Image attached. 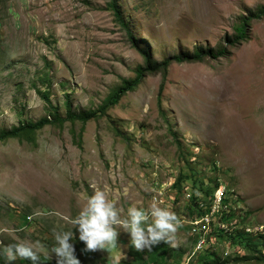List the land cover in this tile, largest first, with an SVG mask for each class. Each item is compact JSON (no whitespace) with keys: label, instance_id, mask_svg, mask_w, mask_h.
<instances>
[{"label":"rangeland","instance_id":"1","mask_svg":"<svg viewBox=\"0 0 264 264\" xmlns=\"http://www.w3.org/2000/svg\"><path fill=\"white\" fill-rule=\"evenodd\" d=\"M107 3L0 0V130L18 121L51 119L38 91H47L50 105L64 116L67 100L74 112L96 110L122 79L135 76L142 58ZM118 5L137 44L157 61L195 46H220L244 17L247 38L218 60L170 63L159 97L161 74L145 76L106 115L83 125L78 145L72 135L82 126L78 120L44 126L34 143L0 142V228L17 230L0 231V245L16 237L39 241V255L55 262L53 231L71 229L80 264H201L205 253L213 254L212 264H264L240 260L244 250L230 248L216 233L238 221L239 231L263 234L264 242V12L253 16L264 11V0H118ZM185 159L208 185L220 183L210 210L200 217L187 208L183 192L190 193V183L181 192L171 187L180 170L188 172ZM98 187L107 188L117 207L155 201L176 213L181 223L174 242L156 245L175 252L160 258L150 249L136 251L117 226L114 249L82 253L75 228L63 217L75 216L83 196ZM125 187L126 194L120 191ZM224 190L233 216L226 212L221 218ZM41 211L58 214H36ZM193 236L199 239L192 247Z\"/></svg>","mask_w":264,"mask_h":264},{"label":"trees","instance_id":"2","mask_svg":"<svg viewBox=\"0 0 264 264\" xmlns=\"http://www.w3.org/2000/svg\"><path fill=\"white\" fill-rule=\"evenodd\" d=\"M107 8L112 12L114 20L119 24V26L126 32L128 39L131 43V46L137 50L139 55L142 58V65L138 66L135 69V76L131 79H122L121 83L118 86H115L108 96L104 99L103 104L98 107L96 110H85L80 112H74L69 108L68 100L65 103V113L64 116L59 115L55 107H52L49 102V96L47 91H38L40 97L48 103L49 115L51 119L42 117L37 121H18L16 126H13L9 129L0 130V142L6 141L8 139H17L19 141H26L30 143L35 142L36 133L41 130L46 125H55L57 127H62L65 122L73 123L74 121H80L82 126L78 134H72L73 138L77 135V140L74 142L78 145L81 142V132L83 131V125L91 119H98L101 116L106 115L108 108L116 105L118 101L127 93L134 91L137 86L142 82L145 76L153 74H161L162 82L159 86L158 97L161 95L163 82L165 79V74L167 67L170 63H181V62H200L205 59L218 60L226 57L230 53V48L236 46L241 41L247 38L246 35V26L249 19L244 17L239 25L234 27V34L232 36H226L222 44L218 47H203L195 46L191 51H183L178 54L169 56L168 58L157 61L144 47H140L137 44L136 39L133 37L128 23L124 21L121 10L118 5V0H108ZM264 11L261 9L258 13L253 16L258 17L260 13ZM42 83L47 81L46 77L40 79ZM114 126V133L117 136L121 137L120 131L117 126ZM172 136L175 139V133L172 132ZM176 140V139H175ZM191 162L188 159L184 160V165L187 166V171L180 170L177 176L175 177L174 182L171 187L174 188L177 192H181V186L185 183H190V199L187 208L195 210L196 217L202 216L206 211V208H200L199 202H206L208 200V206L210 204L211 197L218 186L216 180L213 181L212 185H208L205 178L201 175L199 176L197 171L191 167ZM228 191L224 190L222 201L225 205V211L223 212L222 217L226 214L233 216L232 209L228 207L227 201H229ZM24 213V224H28L27 218ZM216 217V215H214ZM234 214V218H235ZM215 217L212 219V223H216ZM221 217V218H222ZM226 217V215H225ZM228 221V220H227ZM240 222H234L229 224L228 230L224 231L222 228H216L217 237L225 239L230 248L240 246L245 254L240 257L242 261H262L264 260V242L263 234H249L246 232H241L237 229V224ZM250 235H255V238H250ZM157 245V244H156ZM151 247L150 250L155 254L156 257H161L167 251L174 252V248L168 250V247ZM213 256L212 253H205L201 256V264H212L214 261L211 259ZM211 259V260H210ZM0 264H5L2 256L0 255ZM7 264H29L25 259L17 258L16 261L7 262ZM39 264H55L51 262L48 258L40 255Z\"/></svg>","mask_w":264,"mask_h":264},{"label":"clouds","instance_id":"3","mask_svg":"<svg viewBox=\"0 0 264 264\" xmlns=\"http://www.w3.org/2000/svg\"><path fill=\"white\" fill-rule=\"evenodd\" d=\"M120 191L126 194L127 188H122ZM183 194L189 201L190 193L184 191ZM83 201L75 216L63 217L75 228L76 239L83 244L82 253L114 249L117 242V226L122 232L127 233L128 246L136 251L148 250L159 242L172 244L176 228L181 223L176 213L166 206H160L155 201L149 203L147 207H137L134 204H130L126 209L117 207L115 199L109 198L107 195L106 187H98L90 195L85 194ZM207 203L200 201L199 207H207V211H209L211 203L209 206ZM36 214L57 215L58 213L41 211ZM197 229H200V226L193 230ZM0 231L15 233L17 230L4 227L0 228ZM72 238L73 231L71 229L53 231L54 243L50 248V253L55 258V264H80L74 252ZM198 239L196 236L192 237V247ZM161 247L166 246L162 245ZM42 248L43 245L39 241H28L16 237V242L0 245V255L4 257L5 264L17 258L27 260L29 264H39V250ZM50 258L52 257L50 256ZM119 258L120 256L117 255L116 259Z\"/></svg>","mask_w":264,"mask_h":264},{"label":"built area","instance_id":"4","mask_svg":"<svg viewBox=\"0 0 264 264\" xmlns=\"http://www.w3.org/2000/svg\"><path fill=\"white\" fill-rule=\"evenodd\" d=\"M217 191H218V189H217ZM217 193V192H216ZM216 196V195H215Z\"/></svg>","mask_w":264,"mask_h":264}]
</instances>
